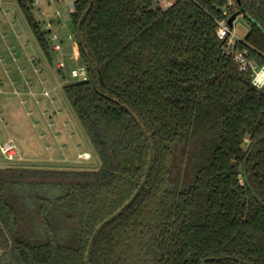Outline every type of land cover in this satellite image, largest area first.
<instances>
[{"label": "trees", "instance_id": "trees-1", "mask_svg": "<svg viewBox=\"0 0 264 264\" xmlns=\"http://www.w3.org/2000/svg\"><path fill=\"white\" fill-rule=\"evenodd\" d=\"M74 4L90 77L63 90L100 167H0V264H264V86L217 37L242 15L264 64V0Z\"/></svg>", "mask_w": 264, "mask_h": 264}, {"label": "rangeland", "instance_id": "rangeland-1", "mask_svg": "<svg viewBox=\"0 0 264 264\" xmlns=\"http://www.w3.org/2000/svg\"><path fill=\"white\" fill-rule=\"evenodd\" d=\"M7 1L11 2L9 19L5 25L0 24V71L8 72L9 79L17 81V84L8 87L3 83L4 88H0L3 91L0 93V127L8 129L11 135L7 137L14 141L22 159L8 161L0 152V167L98 169L100 159L63 90L64 85L78 81L71 76L72 69L86 68L79 55L76 59L74 57L73 48L76 47L74 42L77 37L67 3L41 0L39 4L32 3L31 6L36 21L45 30L51 54L49 58L39 46L18 3L15 0ZM48 23L53 30L55 27L58 29L62 25L66 26L62 30V37L56 34L61 42V50L52 48L57 40L51 39V43L48 41L47 35L52 32L46 29ZM230 29L234 40H243L249 31V25L242 15H237ZM60 62L64 67L58 66ZM25 84L27 90L24 89ZM14 90L20 96L9 95ZM56 119H60L59 127L65 130L67 136L81 141L76 148L72 149L69 141L67 146L61 145ZM5 138L0 133V139ZM59 146L63 149L60 150L61 155L56 156L60 159H65L66 156L68 158L59 161L60 164L51 161L54 149L58 151ZM84 150L91 153L88 162L82 159L75 162L69 160L68 155L72 154L77 159V154ZM83 162L86 164L81 165Z\"/></svg>", "mask_w": 264, "mask_h": 264}, {"label": "built area", "instance_id": "built-area-1", "mask_svg": "<svg viewBox=\"0 0 264 264\" xmlns=\"http://www.w3.org/2000/svg\"><path fill=\"white\" fill-rule=\"evenodd\" d=\"M41 0H32V3L39 4ZM48 3H55V2H66L68 5V10L70 14L75 12V2L77 0H44ZM159 7L162 9H168L172 5L176 3L177 0H156ZM58 15V12H56ZM50 27V23L47 25ZM217 37L219 40L226 41L225 50L226 53L231 54L234 58V61L237 63L239 69L241 71L249 70L251 72L252 76V84L256 86L257 88H262L264 86V64L257 65L253 60L246 58V51H239L234 49V44L238 40H234L233 33L230 29V26L226 21H222L219 24V27L217 29ZM69 38L72 39V36L69 35ZM53 39H57V36L54 34ZM78 40H76V47L73 48V53L75 59L79 55V48H78ZM54 50H61V46L59 43H56L53 45ZM58 66L61 68L64 66L62 62L58 63ZM71 76L78 79V81H86L89 80V72L87 67H80L78 69H72L71 70ZM0 152L4 156V158L8 161H20L22 158L19 154V150L14 143V141L7 137L4 140L0 139ZM78 157L81 159H89V157H86V153H79Z\"/></svg>", "mask_w": 264, "mask_h": 264}, {"label": "crops", "instance_id": "crops-1", "mask_svg": "<svg viewBox=\"0 0 264 264\" xmlns=\"http://www.w3.org/2000/svg\"><path fill=\"white\" fill-rule=\"evenodd\" d=\"M16 2H17V0H15ZM10 6H11V2L10 1H7V0H0V24H2V25H5L6 23H7V21H8V19H9V15H8V10H9V8H10ZM14 13H16V9L14 10ZM56 14V13H55ZM57 15V14H56ZM55 27V26H54ZM64 28H66V26H64V25H62V26H60L58 29L55 27L54 28V30L52 29V28H50V27H46V29L48 30V31H52V32H50V33H48V41H49V43H51V39H53V35L55 34H57V35H60V37H62V30L64 29ZM42 31H45V30H43L42 29ZM56 35V36H57ZM53 40H57V42L56 43H59L60 44V46H61V42L58 40V37H57V39H53ZM55 43V44H56ZM53 46V45H52ZM53 48V47H52ZM51 55V54H50ZM64 67V66H63ZM0 73H3V75H0V88L2 89V88H4V86H3V83L6 85V86H15L16 84H17V81H12V80H10L9 79V77H8V72H6V71H0ZM5 77V78H4ZM22 87H23V85H21ZM0 89V93H3V91ZM25 90H27V87H26V84H25V88H24ZM16 95V96H20V93H16V90H14L13 92H10L9 93V95ZM16 96H14L16 99H17V97ZM56 122H55V124H56V126H57V129H58V131L60 132V141H61V145H66L67 146V144H68V141L71 143V145H72V149H74V148H76V145L79 143V142H81L79 139H72V137H70V136H67V134H66V132H65V130L64 129H62V128H60L59 126H61V123H60V119H56L55 120ZM0 133L2 134V137L3 138H5V137H7V136H10L11 134L9 133V131H8V129H6V127H4V126H1L0 127ZM82 137V136H81ZM53 143V142H52ZM65 148V147H64ZM68 148V147H67ZM63 148L61 147V146H59V150L58 151H56L55 149H54V153L52 154V160L51 161H56V162H58L59 163V161H62V160H67L68 158H67V156L65 157V159H60L59 158V156H56V154H59V155H61V152H60V150H62ZM86 153V157H89V159L87 158V159H82L83 161H89L90 159H91V153L90 152H88L87 150L85 151H83L82 153ZM77 153V152H76ZM79 154V153H78ZM78 154H77V159H76V157L75 156H72V154H70V155H68L69 157H70V161L72 162H75L76 160H78V159H81V158H79L78 157ZM60 164V163H59ZM86 164V162H83L81 165H85Z\"/></svg>", "mask_w": 264, "mask_h": 264}, {"label": "water", "instance_id": "water-1", "mask_svg": "<svg viewBox=\"0 0 264 264\" xmlns=\"http://www.w3.org/2000/svg\"><path fill=\"white\" fill-rule=\"evenodd\" d=\"M238 15V13H236V14H233V15H231L229 18H228V21H227V23H228V25L229 26H231V23L233 22V20L235 19V17ZM106 222V221H105ZM104 224V223H103Z\"/></svg>", "mask_w": 264, "mask_h": 264}]
</instances>
